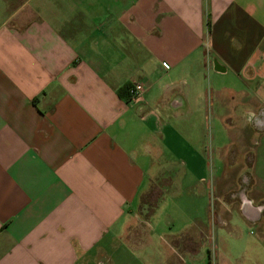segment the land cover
<instances>
[{
	"label": "crops",
	"instance_id": "1",
	"mask_svg": "<svg viewBox=\"0 0 264 264\" xmlns=\"http://www.w3.org/2000/svg\"><path fill=\"white\" fill-rule=\"evenodd\" d=\"M137 81L135 102L120 91ZM216 101L243 108L230 147L248 145L264 109V0H0V264L116 256L144 195L166 191L164 170L178 162L188 183L214 166L200 126L224 119Z\"/></svg>",
	"mask_w": 264,
	"mask_h": 264
},
{
	"label": "rangeland",
	"instance_id": "2",
	"mask_svg": "<svg viewBox=\"0 0 264 264\" xmlns=\"http://www.w3.org/2000/svg\"><path fill=\"white\" fill-rule=\"evenodd\" d=\"M204 64V85L209 88L216 85L209 55ZM254 110L244 129L248 145L237 140L230 147V134L241 129L237 120L243 108L238 104L234 109L218 108L216 101V113L225 121L231 118V123L216 116L200 126L207 148L212 154L214 149V166H209L204 179L188 177V183L178 162L164 170L157 184L165 180L166 191L160 196V188L152 187L144 195L140 216L118 245L121 250L116 256L109 253L105 264H264V123L254 121L255 116L264 120V109ZM222 153L230 167L225 174ZM223 174L227 180L221 183L227 187H216L214 197L210 177ZM244 199L260 208L257 219L244 213ZM195 224L203 232L192 238ZM192 239L201 244L192 245Z\"/></svg>",
	"mask_w": 264,
	"mask_h": 264
},
{
	"label": "built area",
	"instance_id": "3",
	"mask_svg": "<svg viewBox=\"0 0 264 264\" xmlns=\"http://www.w3.org/2000/svg\"><path fill=\"white\" fill-rule=\"evenodd\" d=\"M166 67H169L167 63H164ZM146 91V86L143 82H135L129 88V94L131 99L135 102L144 100V94Z\"/></svg>",
	"mask_w": 264,
	"mask_h": 264
},
{
	"label": "water",
	"instance_id": "4",
	"mask_svg": "<svg viewBox=\"0 0 264 264\" xmlns=\"http://www.w3.org/2000/svg\"><path fill=\"white\" fill-rule=\"evenodd\" d=\"M243 211L249 219L255 220L259 217L260 208L252 206L247 199H244Z\"/></svg>",
	"mask_w": 264,
	"mask_h": 264
},
{
	"label": "trees",
	"instance_id": "5",
	"mask_svg": "<svg viewBox=\"0 0 264 264\" xmlns=\"http://www.w3.org/2000/svg\"><path fill=\"white\" fill-rule=\"evenodd\" d=\"M208 24L210 25V21H209ZM129 88H130V86H127L126 88H123V89L120 91L121 94L123 95V94H124V91H128V92H129Z\"/></svg>",
	"mask_w": 264,
	"mask_h": 264
}]
</instances>
